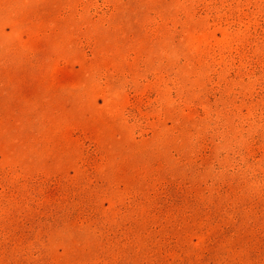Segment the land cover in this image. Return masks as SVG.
Segmentation results:
<instances>
[{
    "label": "rangeland",
    "instance_id": "obj_1",
    "mask_svg": "<svg viewBox=\"0 0 264 264\" xmlns=\"http://www.w3.org/2000/svg\"><path fill=\"white\" fill-rule=\"evenodd\" d=\"M0 264H264V0H0Z\"/></svg>",
    "mask_w": 264,
    "mask_h": 264
}]
</instances>
